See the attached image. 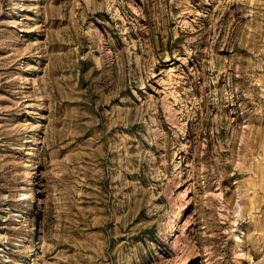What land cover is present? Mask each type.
I'll return each mask as SVG.
<instances>
[{
  "label": "rangeland",
  "instance_id": "obj_1",
  "mask_svg": "<svg viewBox=\"0 0 264 264\" xmlns=\"http://www.w3.org/2000/svg\"><path fill=\"white\" fill-rule=\"evenodd\" d=\"M0 264H264V0H0Z\"/></svg>",
  "mask_w": 264,
  "mask_h": 264
},
{
  "label": "bare ground",
  "instance_id": "obj_2",
  "mask_svg": "<svg viewBox=\"0 0 264 264\" xmlns=\"http://www.w3.org/2000/svg\"><path fill=\"white\" fill-rule=\"evenodd\" d=\"M21 8V7H20ZM178 111H180V110H178ZM183 113V112H182ZM175 116V115H174ZM173 120V119H172ZM177 121V120H176ZM175 122V121H174Z\"/></svg>",
  "mask_w": 264,
  "mask_h": 264
}]
</instances>
